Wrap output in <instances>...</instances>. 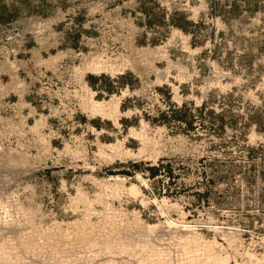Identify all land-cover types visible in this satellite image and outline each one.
Here are the masks:
<instances>
[{
  "label": "rangeland",
  "instance_id": "1",
  "mask_svg": "<svg viewBox=\"0 0 264 264\" xmlns=\"http://www.w3.org/2000/svg\"><path fill=\"white\" fill-rule=\"evenodd\" d=\"M92 58L126 67L79 74ZM84 87L126 93L118 124ZM168 216L264 264V0H0V264H138L149 248L105 234L159 224L144 238L178 264L188 233Z\"/></svg>",
  "mask_w": 264,
  "mask_h": 264
},
{
  "label": "bare ground",
  "instance_id": "2",
  "mask_svg": "<svg viewBox=\"0 0 264 264\" xmlns=\"http://www.w3.org/2000/svg\"><path fill=\"white\" fill-rule=\"evenodd\" d=\"M103 62V61H102ZM102 62H101V60L99 59V58H92L91 60H89L88 62H86V65L85 66H83L82 68H78L77 69V72L79 73V74H81L82 76L83 75H85L86 73H90V72H98L99 73V71H101V70H106V72L108 71V70H110L111 71V73H115V70L118 72V71H120V70H122L124 67H126V66H124V67H122V68H119V67H114V66H112V64H111V66H104V65H102ZM105 63V62H104ZM103 63V64H104ZM106 64H108L107 62H106ZM121 67V66H120ZM104 70V71H105ZM102 72V71H101ZM110 73V72H109ZM167 73V72H166ZM158 74V73H157ZM162 75L163 74H161V77H162ZM160 77V78H161ZM159 78V77H158ZM86 87V86H85ZM84 87V88H85ZM87 88V87H86ZM86 88H85V90H86ZM88 91V89L86 90V92ZM89 95H87V96H89V98H90V100H88L89 101V104H90V109H87V110H90L91 112H92V114L93 115H100V116H102L103 118L104 117H107V118H109V119H113L114 121H115V123L116 124H118V117H119V115L121 114V111H120V103H121V99H122V97L123 96H125V92H123V94L121 95V96H118V95H114L108 102H97V101H95L94 100V98H93V94L91 93V91H89V92H87ZM142 124H143V126L146 124H144V121H142ZM143 128V127H142ZM145 128V127H144ZM134 129V128H133ZM143 131H145V130H143ZM131 133H132V135L134 134H136V133H134V130H131ZM144 134L145 133H143L142 131H141V133H139V134H136L135 136H137V138H138V136H140V137H142L143 138V136H144ZM130 136V135H129ZM147 137V136H146ZM146 137H144L143 138V140L146 138ZM138 139H140V138H138ZM147 139V138H146ZM149 139V138H148ZM151 139V138H150ZM147 141V140H146ZM146 141L144 142V143H146ZM148 143L147 144H150L149 143V141H147ZM117 143V142H116ZM142 143V142H141ZM123 145V144H122ZM142 145V144H141ZM145 145V144H144ZM116 146H118V145H116ZM115 146V147H116ZM146 146V145H145ZM104 147V146H103ZM109 147H111V146H109ZM121 147V146H120ZM119 147V148H120ZM123 147V146H122ZM117 148V147H116ZM126 148V147H125ZM150 148V147H149ZM155 148V147H154ZM112 150H113V148H111ZM115 150V149H114ZM121 150H122V148H121ZM127 150V149H126ZM143 150H144V148H143ZM142 150V151H143ZM146 150V149H145ZM155 150V149H154ZM101 151V150H100ZM128 151V150H127ZM115 152H117V151H115ZM114 152V153H115ZM121 152V151H120ZM122 152H123V150H122ZM121 152V153H122ZM155 152V151H154ZM158 152V151H157ZM126 153V152H125ZM122 154H124V153H122ZM128 154H129V152H128ZM127 153L125 154V155H128ZM103 155V154H102ZM107 155V154H106ZM105 155V156H106ZM111 155V154H110ZM117 155V154H116ZM130 155V154H129ZM121 156V155H120ZM131 156V155H130ZM154 156V155H153ZM137 178H138V180H140L143 184H146V181L140 176V175H138L137 176ZM115 180H116V182L117 181H120V183L122 184V182L124 181V179H121V178H119V177H116L115 178ZM112 184V183H111ZM114 184V183H113ZM117 185H118V183H117ZM113 186V185H112ZM115 186V185H114ZM118 188V187H117ZM122 188V187H121ZM116 190V189H115ZM119 190V189H118ZM118 190L116 191V192H118ZM127 191H129L131 194H133V196L134 195H140V197L141 196H143L141 193V189L137 186V185H135V184H132L130 187H129V189L127 190ZM111 193V192H110ZM113 193V192H112ZM117 194V193H116ZM129 194V193H128ZM130 194V195H131ZM156 200V199H155ZM163 201H165V199L163 198ZM163 201H161V202H163ZM167 203V202H166ZM163 209V208H162ZM163 213V212H162ZM183 215V214H182ZM185 217V216H184ZM182 218V217H181ZM105 219V218H104ZM85 222V221H84ZM83 222V223H84ZM88 222V221H87ZM99 222V221H98ZM101 222H103V221H100V223ZM107 222V221H106ZM105 222V223H106ZM78 223H80V222H78ZM166 223V222H165ZM85 224V223H84ZM93 224V223H92ZM98 224V223H97ZM140 224H142V223H140ZM162 224V223H161ZM167 224H168V227L169 226H173V227H176L177 228V230L179 229V230H181V231H185L186 232V235H187V233H188V235L189 234H191V236L192 237H190V235L188 236H184V240H182V242H183V244L184 245H182V246H184L183 247V250H182V257H181V260H179V263L178 264H232L231 263V261L229 260V256H227V255H225L224 253V257L222 256V255H219V253L218 252H216L217 254H215L212 250H213V247H212V243H213V246H214V244H217L218 242L216 241V240H214V241H212V243H210V242H208L207 240V242L208 243H206L205 242V244L203 245L202 243V245L204 246V248L202 247H200V246H197L198 244H195V246L193 245V243L195 242L196 243V241L197 240H199L197 237H199L200 238V236L198 235V234H200V233H198V231H196V230H198L197 229V226H196V224H192L191 223V221L189 222V221H185V220H182V221H178V220H175V219H173V218H171L170 216H168L167 217ZM80 225H83V224H81L80 223ZM79 225V226H80ZM106 225V224H105ZM107 225H111V224H107ZM146 225V224H145ZM160 225V224H159ZM159 225H147V226H145L144 227V229L142 230V231H139V234L137 235L138 237V239H136V240H138V241H136L134 238L135 237H133L132 238V236L131 237H129L128 235H127V238L125 237V238H123V237H121V236H119V238H117L116 237V233L117 232H115V231H113L114 229H112L111 231H106L107 232V234H105V232H104V234L106 235V238H105V241H104V243L106 244V250L107 249H113V247H115V245H116V249H118V251L121 253H125V254H127V252H128V255L130 254V253H132L131 251H134L135 250V248L134 247H136V246H140L141 248H149L148 250L150 251V253H151V255H147L146 257H144L143 259H142V263L143 264H169L170 262V259H168L167 258V256H169L168 254H166L165 253V251H164V249H161L160 247H158V245L155 243V241L156 240H154V239H152V238H144L145 236L144 235H150L151 233H156V230L158 229V227H161V226H159ZM94 226V225H93ZM141 226V225H140ZM82 227V226H81ZM80 227V228H81ZM88 227V226H87ZM89 227H91V226H89ZM104 227H106V226H104ZM110 227V226H109ZM207 227V226H206ZM77 228V227H76ZM75 228V229H76ZM80 228H79V230H80ZM83 228H85V227H83ZM97 228H99L98 226H97ZM162 228V227H161ZM214 230H217V231H221V232H224V234H226V237L228 236V234H234V233H236V231H232V229L233 228H227V227H224V226H217L216 225V227L214 226ZM61 229V228H60ZM103 229V228H102ZM110 229V228H109ZM108 229V230H109ZM98 230V229H97ZM136 230V229H135ZM138 230V229H137ZM213 230V229H212ZM43 231V230H42ZM60 231V230H59ZM78 231V230H77ZM76 231V232H77ZM95 231H96V227H93L92 228V230L91 231H86V230H80L78 233H81V234H79V235H83V236H92L94 233H95ZM117 231V230H116ZM44 232V231H43ZM49 232V231H48ZM180 232V231H179ZM220 232V233H221ZM237 232H239L238 230H237ZM119 233V232H118ZM133 233V232H132ZM145 233H147V234H145ZM34 234V233H33ZM40 234V233H39ZM69 234V233H68ZM129 234V233H128ZM181 234H183V233H180L179 235H181ZM30 235V234H29ZM42 236H43V234H41ZM44 235H46L47 237H49V238H51L52 237V234L50 233H45L44 232ZM74 235H76L75 234V232H74ZM118 235V234H117ZM131 235V234H130ZM133 235V234H132ZM152 235V234H151ZM175 235V234H174ZM185 235V234H184ZM223 235V234H222ZM235 235V234H234ZM239 235V234H238ZM64 236V235H63ZM136 236V235H135ZM230 236V235H229ZM26 237V236H25ZM30 237V236H29ZM60 237H61V235H60ZM150 237H154V236H150ZM178 237H180V236H178ZM224 237V236H223ZM225 237V239H230V237H227L226 238ZM53 238H54V236H53ZM62 238V237H61ZM80 238H82V237H80ZM117 238V239H116ZM181 238L183 239V237L181 236ZM233 238V237H232ZM27 239V238H26ZM29 239V238H28ZM179 239V238H178ZM234 239H235V241H237L236 240V238L234 237ZM22 240H24V238L22 239ZM32 240V239H31ZM49 240V239H48ZM201 240H203V236L201 237ZM231 240V239H230ZM56 241V240H55ZM54 241V242H55ZM158 241H159V239H158ZM181 241V240H180ZM226 241V240H225ZM231 241H233V240H231ZM231 241H229L230 243H231ZM239 241V240H238ZM28 242V241H27ZM57 242H61V240L60 241H57ZM115 242V243H114ZM191 242H192V245H193V247H192V245H190L191 244ZM199 242H200V240H199ZM204 242V241H203ZM227 242V241H226ZM22 243V242H21ZM23 243H25V241L23 242ZM22 243V244H23ZM31 243V242H30ZM50 243H52V242H50ZM113 243L115 244V245H113ZM117 243V244H116ZM198 243V242H197ZM210 243V244H209ZM233 244L235 243V242H232ZM29 244V243H28ZM39 244H40V242H39ZM104 244V245H105ZM207 244V245H206ZM209 244V245H208ZM229 244V243H228ZM4 245V244H3ZM3 245H1L2 247H3ZM25 245V244H24ZM26 245H27V243H26ZM32 245V244H31ZM35 245V244H34ZM51 245V244H50ZM53 246L55 245L54 243L52 244ZM59 245V244H58ZM160 245V244H159ZM211 245V246H210ZM231 245V244H230ZM36 246V245H35ZM46 246V245H45ZM212 247L211 249H210V247ZM217 246H219V245H215V247H217ZM232 246H234V245H232ZM25 247H27V246H25ZM25 247H22V248H24V250H26V249H28V247L27 248H25ZM51 247V246H50ZM56 247V246H55ZM1 248V247H0ZM7 248V247H6ZM21 248V247H20ZM36 248V247H35ZM53 248V247H52ZM57 248V247H56ZM55 248V249H56ZM134 248V249H133ZM220 248V247H219ZM4 249H5V246H4ZM4 249L3 248H1V250H3V252L1 251V253H4ZM29 249H31V247L29 248ZM61 249V248H60ZM111 249V250H112ZM115 249V248H114ZM182 249V248H181ZM216 249V248H215ZM217 249H218V247H217ZM214 250V251H218V250ZM6 250V249H5ZM23 250V249H22ZM34 250V249H33ZM142 250V249H141ZM38 251V250H37ZM57 251V250H56ZM64 251V250H63ZM39 252V251H38ZM65 252V251H64ZM110 252V251H109ZM112 252H113V250H112ZM116 252V251H115ZM118 252V253H119ZM135 252V251H134ZM169 252V251H168ZM7 253V254H6ZM67 253V252H66ZM180 253V254H181ZM4 254H6L7 256H8V254L9 255H11L12 253L11 252H5ZM35 254V253H34ZM61 254H64V253H61ZM221 254V253H220ZM38 255V254H37ZM104 255V254H103ZM130 255H132L133 256V254H130ZM146 255V254H145ZM144 255V256H145ZM247 255H248V253H247ZM254 255V254H253ZM248 255V257H247V259L245 260V263H238L236 260H235V264H257V262H259V259H257L256 258V256L257 255ZM1 256H2V254H1ZM28 256V255H27ZM35 256V255H34ZM33 256V257H34ZM52 256V255H51ZM66 256V255H65ZM64 256V257H65ZM180 256V255H179ZM38 257V256H37ZM61 257V256H60ZM67 257V256H66ZM69 257V256H68ZM143 257V256H142ZM245 257V258H246ZM254 257V258H253ZM7 258V257H6ZM106 258H108V257H106ZM141 258V257H140ZM178 258V257H177ZM180 258V257H179ZM262 258V257H261ZM35 259V258H34ZM236 259V258H235ZM54 260V259H53ZM75 260V259H74ZM73 260V261H74ZM104 260V259H103ZM111 260V259H110ZM106 261V260H105ZM108 261V260H107ZM119 261V260H118ZM136 261H137V259H136ZM139 262H140V260H138ZM244 261V260H243ZM69 262V261H68ZM78 262V261H77ZM139 262H138V264H139ZM140 262V263H141ZM12 263V262H11ZM16 263V262H15ZM18 263V262H17ZM75 263V262H74ZM79 263V262H78ZM106 263V262H105ZM114 263V262H113ZM116 263V262H115ZM141 263V264H142ZM22 264V263H21ZM68 264V263H67ZM107 264V263H106ZM111 264V263H110ZM233 264H234V262H233Z\"/></svg>",
  "mask_w": 264,
  "mask_h": 264
}]
</instances>
